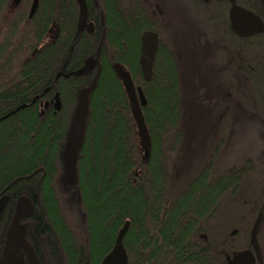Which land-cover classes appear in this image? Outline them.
Instances as JSON below:
<instances>
[{
	"label": "trees",
	"instance_id": "obj_1",
	"mask_svg": "<svg viewBox=\"0 0 264 264\" xmlns=\"http://www.w3.org/2000/svg\"><path fill=\"white\" fill-rule=\"evenodd\" d=\"M33 1L0 0V196L9 195L13 204L31 201L33 225L44 220L48 233L43 241L30 229L26 243L42 264H102L129 222L123 239L128 264H225L222 243L200 237L203 224L215 204L240 186L244 172L261 182L255 200H262L264 168L243 160L218 171L219 144L198 173L176 178L173 157L185 142L182 72L160 23L142 1L86 0L97 28L79 33L77 0H38L29 18ZM236 3L264 16L262 0ZM56 23L57 40L49 35ZM149 30L162 41L147 82L139 61ZM246 41L261 54L246 72L253 100L264 106V33ZM99 50L94 69L75 75ZM114 64L131 74L146 98L142 112L152 145L147 164ZM93 82L75 181L67 183L63 151L79 93ZM57 93L61 110L44 109ZM7 233L8 225H0L2 254Z\"/></svg>",
	"mask_w": 264,
	"mask_h": 264
},
{
	"label": "rangeland",
	"instance_id": "obj_2",
	"mask_svg": "<svg viewBox=\"0 0 264 264\" xmlns=\"http://www.w3.org/2000/svg\"><path fill=\"white\" fill-rule=\"evenodd\" d=\"M167 4L172 20L167 38L181 63L185 134L183 147L173 157L174 175L179 179L198 173L219 144L218 171L247 159L264 168V106L253 100L255 94L246 72V64L252 59L258 63L260 52L238 49L235 56L231 55V69L222 70L223 66L214 70L218 59L226 64L229 59L227 54L220 59L217 46L211 44L216 33H208L211 30L205 26V19L192 15L190 0L186 4L168 0ZM235 59L240 65L235 66Z\"/></svg>",
	"mask_w": 264,
	"mask_h": 264
},
{
	"label": "flooded vegetation",
	"instance_id": "obj_3",
	"mask_svg": "<svg viewBox=\"0 0 264 264\" xmlns=\"http://www.w3.org/2000/svg\"><path fill=\"white\" fill-rule=\"evenodd\" d=\"M138 1H142V3H144L149 8L152 16L151 18H153L155 23H160L159 26L161 28V31H164V34H166L167 37V31H169V28L171 29L172 23L170 16H168L167 14L168 0ZM181 1L185 4L187 3V0ZM190 2L193 7V10H191L192 15H195V17L198 18L205 19V26L207 27L209 25V29L211 30L208 31V33H216L214 36V43L211 44L217 46L215 48L218 51L217 54L220 56V59L222 54L224 56H226L227 54L229 57L227 64L225 63V61H219L218 59V63L214 65L215 67H213V69L218 67L221 69L223 66L225 68H223L222 70H227L228 68L231 69L230 66H233L234 61L233 57L231 58V55L235 56L238 49H242V51H249L254 46L251 43H248L246 39H248L252 35L264 33V16L251 12L246 8L239 6L236 3V0H190ZM235 7H240L248 12L253 13L254 15H249V13H242L238 16H232L231 11ZM54 25L56 26V34L54 35L55 31H53L52 35H54V39L57 40L59 37L60 28L58 23ZM101 25H104L103 17L101 18ZM258 25L260 26L258 27ZM78 26L79 18L77 28ZM96 28V21L89 20L87 6V25L83 28L82 32H80L78 28V32L94 34ZM151 32H154L158 35L159 49L162 41L161 34L155 31ZM206 43L204 44L205 46L208 45ZM168 44L171 45L169 42ZM214 61L216 62V60ZM211 65L213 66V64ZM236 65L237 62L235 59V66ZM229 71L231 73L232 70ZM52 100L50 102H46L45 104L48 103V107H54V105L51 103ZM45 104L42 107H44V109H47L48 107L45 108ZM244 173L245 174L243 176H240V186H234L232 188L229 201H223L215 204V207L212 211L213 217L203 224V227L201 229L202 234L200 237L205 241L207 239L212 240L218 247L222 243L227 252V262L225 264H232L234 258L241 253H246L248 255L244 260L239 262V264H264V198L262 200L261 198L260 200H255L256 194L261 187V182H259L257 177L250 176L246 172ZM262 174L264 175V169L262 170ZM3 198H8V200L2 212L0 213V225H8V233L6 243L4 245L3 254L1 252L2 250L0 249V252L3 255L1 264H4L3 261L4 256L7 252V243L9 237L14 236V230L15 233L17 230L18 233L21 232L24 235L25 243L27 241V233L30 229H34L35 233L43 241H46V236H48L44 225V220H42L38 224H34L35 226L31 221V218L36 211V208L31 201V208H29L28 210V208L24 207V205L22 207L23 214L20 215V203L26 199H21L16 204H13L10 201L9 195L2 194V196H0V200H2ZM259 219L260 222L255 234L256 243H254L253 231ZM16 226L17 228H15ZM26 246L27 248H30L32 250L37 263L42 264L40 261L41 256L36 255L34 248H32V246L29 244H27ZM27 248L25 247V244H21L17 259L15 260L14 264H32L26 254L28 250ZM216 252L214 251V253H212V251L209 250V254H212L213 256Z\"/></svg>",
	"mask_w": 264,
	"mask_h": 264
},
{
	"label": "water",
	"instance_id": "obj_4",
	"mask_svg": "<svg viewBox=\"0 0 264 264\" xmlns=\"http://www.w3.org/2000/svg\"><path fill=\"white\" fill-rule=\"evenodd\" d=\"M19 1V0H16ZM79 5V31L82 32L83 28L87 25V6H86V0H77ZM264 4V0H262ZM38 7V0H34L31 11H30V18L34 15L36 12V9ZM249 13V15H254L251 12H248L240 7H235L231 11L232 16H238L239 14ZM260 25H258L259 27ZM92 27V26H90ZM53 31H55L54 35L56 34V26L53 25L51 29L49 30V35H52ZM158 43L159 38L158 35L154 32L148 31L145 32L142 35L141 38V56H140V65L143 77L145 81H150L152 78V69L156 57V53L158 50ZM100 56V50L97 53L96 59H89L86 62V68L83 70H80L75 73V75H81L85 72L91 71L94 69V67L98 64ZM113 70L117 76V78L122 83L125 92L127 94V98L129 101L130 109L132 112V116L135 122L136 130L138 133L139 138V144L141 147V152L143 154L142 160L144 164H147L150 159L151 155V138L149 135L148 128L146 126V122L144 119V115L142 112V107H145L147 102L146 98L144 96V93L141 88H136L135 84L132 80L131 74L121 65L114 64ZM61 76L58 75V78ZM95 82H93L88 88L80 91L78 102L73 114L71 128L68 134L67 143L63 151V163L66 170V177L70 183H73L75 181L76 177V166H77V159L79 156V152L81 150V147L83 145L84 141V134H85V127H86V120L88 117L89 112V97L94 89ZM54 105V108L56 110L61 109V101L59 94H56L53 98L52 102ZM23 106L22 108H24ZM48 107V103L45 104V108ZM43 114V112H42ZM8 198H3L0 200V213L2 212ZM25 205V206H24ZM27 207L28 210L31 208V203L23 200L20 203V215L23 214L22 207ZM260 219L257 221L254 231H253V241L256 243L255 234L259 225ZM17 228V226L15 227ZM14 228V229H15ZM129 228V222H127L123 229L119 232V235L116 239L115 246L113 250L108 254V256L104 259L102 264H128V257L126 250L123 246V239L126 235V232ZM21 244H25V247L27 248V244L24 240V235L18 231L14 230V236L9 237L8 243H7V252L4 256V264H14L15 260L17 259L18 252L20 250ZM27 256L32 264H38L37 260L30 248H27ZM30 250V251H29ZM248 254L241 253L238 254L232 264H239L242 260H244L247 257Z\"/></svg>",
	"mask_w": 264,
	"mask_h": 264
}]
</instances>
